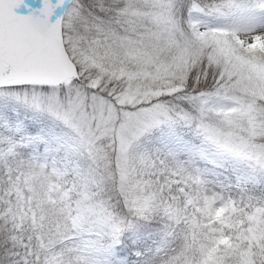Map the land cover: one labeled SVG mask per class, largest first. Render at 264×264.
Listing matches in <instances>:
<instances>
[{
    "label": "snow or ice",
    "instance_id": "obj_1",
    "mask_svg": "<svg viewBox=\"0 0 264 264\" xmlns=\"http://www.w3.org/2000/svg\"><path fill=\"white\" fill-rule=\"evenodd\" d=\"M0 264H264V0H0Z\"/></svg>",
    "mask_w": 264,
    "mask_h": 264
}]
</instances>
